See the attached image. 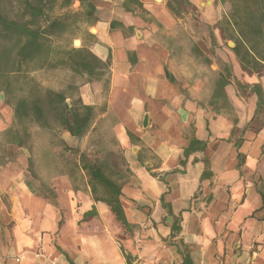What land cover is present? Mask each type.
Returning <instances> with one entry per match:
<instances>
[{"label": "crops", "instance_id": "crops-1", "mask_svg": "<svg viewBox=\"0 0 264 264\" xmlns=\"http://www.w3.org/2000/svg\"><path fill=\"white\" fill-rule=\"evenodd\" d=\"M122 1L97 4L96 22L74 47L107 61L78 93L84 103H105L102 116L116 120L128 224L93 199L83 171L73 179L52 152L6 141L10 117L0 122V264H264V125L249 126L256 95L236 83L264 91V75L242 72L213 26L215 44L191 42L183 57L182 42L164 31L166 18L182 20L166 0L154 9ZM216 56L233 74L222 91ZM61 137L71 146L87 139Z\"/></svg>", "mask_w": 264, "mask_h": 264}, {"label": "trees", "instance_id": "trees-1", "mask_svg": "<svg viewBox=\"0 0 264 264\" xmlns=\"http://www.w3.org/2000/svg\"><path fill=\"white\" fill-rule=\"evenodd\" d=\"M13 1L9 2V7L0 3V95L3 104L11 108L13 118V127L4 132L5 140L24 145L31 152L33 137L42 134L45 144L41 152H52L61 171L65 170L73 179L83 171L93 199L104 202L115 218L127 226L121 196L129 170L114 135L116 120L111 114L102 116L105 103H84L78 93L81 83L98 79L107 71V61L84 46L55 49V39L74 34L82 25H94L100 0H77L76 10L62 12H55V7L67 8L75 0ZM217 1L229 4L228 11L214 24L219 39L233 42L230 51L242 72L264 75V0ZM122 6L126 9L141 7V2L123 0ZM166 6L175 18L189 15L198 24L199 8L191 0H166ZM116 25L121 24L111 21V27ZM203 26L206 33L200 41L215 44L212 26ZM207 51L213 54L211 48ZM217 60L221 73L216 84L222 91L233 74L229 64L218 57ZM51 67H64L70 82L59 89L43 86L34 72ZM236 83L241 91L249 88L256 95L249 126L258 130L264 125L262 86L238 79ZM29 125L35 129L34 136ZM63 132L78 138L87 136L84 149L69 145L61 137ZM5 151L11 152L10 149Z\"/></svg>", "mask_w": 264, "mask_h": 264}, {"label": "rangeland", "instance_id": "rangeland-1", "mask_svg": "<svg viewBox=\"0 0 264 264\" xmlns=\"http://www.w3.org/2000/svg\"><path fill=\"white\" fill-rule=\"evenodd\" d=\"M13 0H0V3L2 5L9 7V2ZM107 1L109 3L118 2L119 0H100L97 4L101 2ZM146 7L153 8L154 6H157L159 3L164 2V0H144ZM14 2V1H13ZM195 2L199 5L200 10L197 12L196 19L198 20V24L194 22V19L191 18L189 15L185 17L182 20L175 21L174 19H170V17L165 19V30L167 36L170 37L173 41H181L182 42V54L183 57H187L189 54L187 51L189 50V46L191 42H195L200 40L201 36H203L206 33V27L203 26V24H208L209 26H213L216 23L217 20H219L229 9L228 3H221L217 0H195ZM59 5L55 7V12H62L64 10L74 11L78 8L79 2L77 0L73 1L67 8H59ZM157 8V7H156ZM89 28V25L85 24L82 25L81 29L77 30L74 34H68L60 39H55V49L58 47H68L69 45L78 46L73 44L74 39H79L80 35L87 31ZM217 32V29L215 30ZM220 46L224 49H228L227 47H232L233 42L228 39H219ZM58 54L55 52V57ZM34 77L43 85L46 87H51L54 89H59L63 86H66L68 82H70L68 78V73L65 70L64 67H51V68H43L41 70H38L34 72ZM204 77L209 78L210 77V70L205 67L204 69ZM230 89L236 90L237 86L236 83L233 82L230 86ZM237 97L238 93L236 94ZM241 95V94H240ZM0 98H2V95H0ZM243 102L245 101L247 103V97H244V99L240 98ZM230 115L232 116L235 111H230ZM12 117V110L9 106H4V104H0V122L1 124H5L8 122V120ZM111 123V121H108ZM30 132H33V136L35 133V129L32 125H29ZM4 137V135H2ZM44 137L42 134H35V136L32 139V151L36 153H40L42 149L44 148ZM84 142V143H83ZM88 142V139L85 141H81V145H76L77 147L84 149ZM1 149V147H0Z\"/></svg>", "mask_w": 264, "mask_h": 264}, {"label": "water", "instance_id": "water-1", "mask_svg": "<svg viewBox=\"0 0 264 264\" xmlns=\"http://www.w3.org/2000/svg\"><path fill=\"white\" fill-rule=\"evenodd\" d=\"M91 30L93 31V27L91 28ZM77 40H79V39H74V40H73V44H74V45H75V42H76ZM165 75H168V72H167L166 69H165ZM66 101H67L68 104H70V101H69L68 99H67ZM147 118H148L147 113H145V114H144V117H143V121H142V125H143V126H146V124H147Z\"/></svg>", "mask_w": 264, "mask_h": 264}, {"label": "bare ground", "instance_id": "bare-ground-1", "mask_svg": "<svg viewBox=\"0 0 264 264\" xmlns=\"http://www.w3.org/2000/svg\"><path fill=\"white\" fill-rule=\"evenodd\" d=\"M95 31V28H93V32ZM75 44L76 45H78L79 44V41L77 40L76 42H75Z\"/></svg>", "mask_w": 264, "mask_h": 264}]
</instances>
